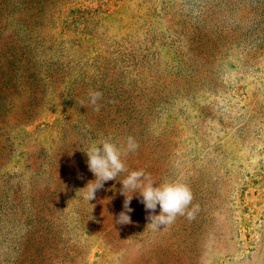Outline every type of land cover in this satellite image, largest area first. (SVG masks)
<instances>
[{
	"label": "rangeland",
	"instance_id": "1",
	"mask_svg": "<svg viewBox=\"0 0 264 264\" xmlns=\"http://www.w3.org/2000/svg\"><path fill=\"white\" fill-rule=\"evenodd\" d=\"M53 10L44 35L57 55L48 60L60 54L73 71L87 68L116 41L147 54L167 87L128 123L84 118L60 95L63 87L31 114L18 102L3 118L0 184L26 186L38 153L55 155L61 138L76 147L55 204L61 243L46 251L45 264H264V0H65ZM78 16L88 23H75ZM124 134L139 144L124 159L128 171L143 169L157 186L187 183L189 210L199 205L194 219L177 216L153 230L129 191L131 223L117 224L121 191L110 197L116 211L83 199L84 152L107 137L123 144ZM99 221L112 222L108 235ZM5 247L1 241L0 261Z\"/></svg>",
	"mask_w": 264,
	"mask_h": 264
},
{
	"label": "trees",
	"instance_id": "2",
	"mask_svg": "<svg viewBox=\"0 0 264 264\" xmlns=\"http://www.w3.org/2000/svg\"><path fill=\"white\" fill-rule=\"evenodd\" d=\"M61 2L65 0H0V125L16 103L21 104L25 115L31 114L47 93H57L61 87L64 89L60 95L84 118L86 115L95 118L105 126L106 120L121 119L122 123L140 120L141 111L163 97L167 87L162 74L152 71L155 62H150L147 54L116 41L107 45L106 55H97L91 63H85L87 68L79 65L73 71L71 61H63L60 54L56 60H48L46 54L55 56L57 49L51 51L54 43L44 35V30L52 24L53 9ZM79 16L75 23H88ZM90 90L103 94L97 102L99 111L89 103ZM6 141L9 142V136ZM60 141L55 155L38 153L33 163L37 170L33 177L29 176L26 186L20 181L14 185L8 181L0 184V240L9 247H5L2 254L5 258L0 264H45L46 251L61 243L55 204L66 187V177L72 175L65 172V165L76 147L64 144L63 138ZM115 141L118 143L117 136ZM5 149L0 142V157ZM82 172L83 190L95 177L87 163ZM123 176L121 173L116 180L105 182L90 202L105 211H116L117 204L110 197L120 195ZM111 224H103L105 235L112 230ZM16 228L22 231L19 237L14 233Z\"/></svg>",
	"mask_w": 264,
	"mask_h": 264
},
{
	"label": "clouds",
	"instance_id": "3",
	"mask_svg": "<svg viewBox=\"0 0 264 264\" xmlns=\"http://www.w3.org/2000/svg\"><path fill=\"white\" fill-rule=\"evenodd\" d=\"M103 94L99 91H89V103L94 106L95 111L100 110L98 101ZM83 103V101L81 102ZM139 144L134 137L126 138L125 143L118 145L112 142L111 137L101 139L98 144L93 143L86 152L87 165L93 173L95 180L90 181L87 186L81 190L83 199L88 203L94 200L95 193L103 188L105 182L116 180L121 173H127L126 177L120 182L121 192L125 196L123 211L116 219L117 224L131 223L129 213L133 211L129 207L134 194L141 198L140 202L149 213L148 219L153 230H160L161 226L173 224L177 216L187 215L189 220L195 218V213L199 210V205H192L193 194L187 183L179 180L173 182H164L156 185L151 175L143 169L128 171L124 159L138 150ZM131 191L133 195H126ZM159 206V214H154Z\"/></svg>",
	"mask_w": 264,
	"mask_h": 264
}]
</instances>
